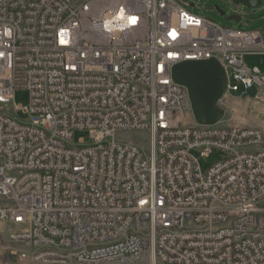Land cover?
<instances>
[{
	"label": "built area",
	"instance_id": "2783aa9c",
	"mask_svg": "<svg viewBox=\"0 0 264 264\" xmlns=\"http://www.w3.org/2000/svg\"><path fill=\"white\" fill-rule=\"evenodd\" d=\"M249 53L264 54L260 29L178 0H0V222L24 245L11 253L32 264H264V126L196 122L172 77L176 64L213 58L223 95L256 87L264 106ZM18 88L25 107L11 102ZM75 131L91 143L74 144ZM132 131L147 146L119 136ZM195 150L223 156L203 169Z\"/></svg>",
	"mask_w": 264,
	"mask_h": 264
},
{
	"label": "rangeland",
	"instance_id": "374dc122",
	"mask_svg": "<svg viewBox=\"0 0 264 264\" xmlns=\"http://www.w3.org/2000/svg\"><path fill=\"white\" fill-rule=\"evenodd\" d=\"M187 10L199 16L211 19L225 27L237 30H253L260 29L264 36V0L261 5L255 9H249L243 5H235L231 0H178ZM189 4H195L190 6ZM225 11V15H221L216 9ZM239 13L241 21L226 20L225 17ZM243 62L249 66H258L264 74V54H245ZM256 87H252L245 94L234 92L232 96L222 95L217 101V107L223 110L222 122L239 126H264V106L263 103L255 101ZM23 107L28 104V91L18 88L14 91L13 99H11ZM16 116L22 120L27 119L26 115L21 112ZM186 122L190 125L194 123L192 115L186 114ZM119 136L137 141L147 146L148 134L145 131H132L128 133H120ZM83 139L85 144H90L86 131H75L73 133V143L78 144ZM197 157L200 166L205 169L216 159L221 158L223 154L217 150L211 152L209 156L200 155L199 150L193 151ZM17 230L16 225L4 221L0 222V264H32L28 260H22L17 255L12 254L11 250L24 247V245L16 244L10 241L9 234Z\"/></svg>",
	"mask_w": 264,
	"mask_h": 264
},
{
	"label": "water",
	"instance_id": "95a60500",
	"mask_svg": "<svg viewBox=\"0 0 264 264\" xmlns=\"http://www.w3.org/2000/svg\"><path fill=\"white\" fill-rule=\"evenodd\" d=\"M235 5L255 9L262 0H231ZM221 15L225 11L215 6ZM226 20L241 21V16L231 14ZM173 79L187 87L191 100L193 117L200 124H215L222 118L223 110L216 103L224 94L227 76L221 64L215 59L186 60L172 68ZM219 109L221 111H219ZM222 112V113H221Z\"/></svg>",
	"mask_w": 264,
	"mask_h": 264
},
{
	"label": "bare ground",
	"instance_id": "6f19581e",
	"mask_svg": "<svg viewBox=\"0 0 264 264\" xmlns=\"http://www.w3.org/2000/svg\"><path fill=\"white\" fill-rule=\"evenodd\" d=\"M219 111H221L220 109H219ZM222 113V112H221ZM222 116H223V113L221 114Z\"/></svg>",
	"mask_w": 264,
	"mask_h": 264
},
{
	"label": "flooded vegetation",
	"instance_id": "af4514ba",
	"mask_svg": "<svg viewBox=\"0 0 264 264\" xmlns=\"http://www.w3.org/2000/svg\"><path fill=\"white\" fill-rule=\"evenodd\" d=\"M239 14V13H238Z\"/></svg>",
	"mask_w": 264,
	"mask_h": 264
}]
</instances>
